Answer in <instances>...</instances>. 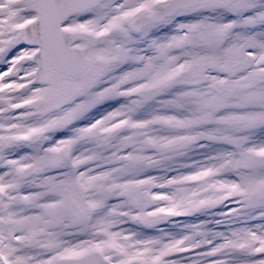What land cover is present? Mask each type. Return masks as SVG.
<instances>
[{"label": "snow or ice", "instance_id": "obj_1", "mask_svg": "<svg viewBox=\"0 0 264 264\" xmlns=\"http://www.w3.org/2000/svg\"><path fill=\"white\" fill-rule=\"evenodd\" d=\"M0 264H264V0H0Z\"/></svg>", "mask_w": 264, "mask_h": 264}]
</instances>
